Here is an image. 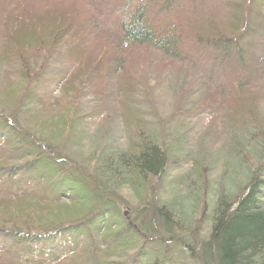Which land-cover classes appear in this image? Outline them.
I'll return each mask as SVG.
<instances>
[{
  "label": "trees",
  "instance_id": "1",
  "mask_svg": "<svg viewBox=\"0 0 264 264\" xmlns=\"http://www.w3.org/2000/svg\"><path fill=\"white\" fill-rule=\"evenodd\" d=\"M263 29L264 0H0V264H264ZM152 63L209 99L186 108L191 88L163 117L138 74ZM221 107L236 163L211 213L200 154L184 198L163 199L195 132L171 128Z\"/></svg>",
  "mask_w": 264,
  "mask_h": 264
},
{
  "label": "rangeland",
  "instance_id": "2",
  "mask_svg": "<svg viewBox=\"0 0 264 264\" xmlns=\"http://www.w3.org/2000/svg\"><path fill=\"white\" fill-rule=\"evenodd\" d=\"M202 10L204 12H207L205 6H203ZM220 12L222 13V11H219V14H221ZM98 14L100 15L101 12H99ZM94 26L97 27V33H100V30L105 27V24L102 20L101 22L98 21V23ZM260 35V40H264V29L261 31ZM96 40L104 41L103 36L101 35H95L93 37H90L91 42H94ZM138 71L139 75H145L144 81L147 79V84L149 83L148 78H150V84L152 87L148 86V88L151 103L162 114L163 117L171 116L174 112H176V110L179 109L181 105H186L185 93L190 91L191 88L198 89L200 87V84L197 83L195 78L188 76L186 78H188L189 80L185 83V88L181 87L182 91H178L179 87H176V79H173V77H171V74L175 73L169 72V70H164L154 63L139 66ZM137 77L139 76L137 75ZM258 83L263 84L264 77L258 78ZM198 90L199 92L195 91V94H191V103H189L186 108L193 107V110L197 109L198 107H200V105L204 104L209 99V93L205 88L200 87ZM119 100L120 96H113V93H111L110 111H113L115 113L118 110ZM89 101V103L93 102V107H95L97 106L96 101L103 100H96L93 98ZM222 106L228 109L225 104H222ZM224 107L223 109L221 107V109L219 110L210 111L208 114L205 115V118L199 124V116L194 115V117L189 120V122H187L188 124H190L187 125L185 128L173 125V127L171 128V132L176 137L187 133L190 130V127L192 126L194 127L195 132L196 130H199V134H195V132L188 133L186 136L188 138L183 142L181 148L176 150V154L178 159L180 160L179 164H181V167L176 168L178 164H175L169 168V176L166 177L167 181L164 187L161 188L160 197H162L163 199L172 197L176 199L184 198L187 193V185L189 181L185 180L184 183L178 182L177 177L180 174L188 173L192 169L191 166L193 164V160H195V158H198L200 154L201 157H207L208 159L210 158L212 160H215L212 161L211 166L209 165L211 167L212 173V184L208 212L209 214L211 213L210 209L216 199L217 189L219 188V185L222 182V175H224L225 173L229 174L233 164L236 163L235 161H233L234 163L231 162L229 164L226 163L227 160H225L227 156L228 144H226L225 136L222 134L223 124H221L222 121H225L224 112L226 113V110L224 109ZM259 110L264 114V100L260 101ZM215 157H217V159ZM227 164L229 165L225 167ZM175 179H177V181ZM230 182H232V179ZM120 192L131 205H139L138 197L134 192L128 190L127 188L121 189ZM126 207L125 211L126 213H129L131 211L130 206ZM191 213L196 214L198 213V211L196 209L193 210ZM209 225L210 221L206 220L203 228V235H206ZM175 250L178 252L179 247H177ZM190 260L191 259H187V261Z\"/></svg>",
  "mask_w": 264,
  "mask_h": 264
}]
</instances>
